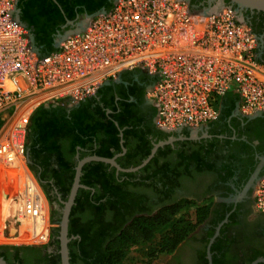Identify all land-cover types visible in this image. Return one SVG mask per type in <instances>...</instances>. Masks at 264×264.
Wrapping results in <instances>:
<instances>
[{"label": "built area", "instance_id": "obj_1", "mask_svg": "<svg viewBox=\"0 0 264 264\" xmlns=\"http://www.w3.org/2000/svg\"><path fill=\"white\" fill-rule=\"evenodd\" d=\"M18 3L0 0V159L10 186L0 207L4 244L38 247L51 238L46 199L21 162L41 106L79 105L121 74L142 71L153 79L146 98L163 133L216 123L227 95L238 98L242 117L264 116L260 39L231 5L197 12L187 0H112L108 11L67 25L56 50L41 56ZM253 199L264 215V176Z\"/></svg>", "mask_w": 264, "mask_h": 264}, {"label": "flooded vegetation", "instance_id": "obj_2", "mask_svg": "<svg viewBox=\"0 0 264 264\" xmlns=\"http://www.w3.org/2000/svg\"><path fill=\"white\" fill-rule=\"evenodd\" d=\"M187 1L197 12L222 4L237 8L227 0ZM239 10L258 35L264 57V13ZM149 81L152 84L153 79L145 72H125L106 83L100 95L88 103L66 107L83 127L88 124L80 121L81 114L99 120L102 128L96 134L67 136L57 143L59 151L53 155L27 149L28 165L44 178L45 190L52 189L53 224L57 227L53 241L51 235L49 243L36 250L1 249L0 258L7 264H62L60 224L74 184L70 186L65 169L75 163L76 175L78 164L94 156L114 160L121 170L103 162L84 165L81 181H88L89 187L81 184L69 216L70 264L72 258L74 264L83 263L79 235L69 237L71 227L81 229L87 212L81 190L90 192L93 202L103 198L107 219L112 217L111 201L122 195L125 202L119 219L123 227L134 218L154 216L181 201L192 204L191 212L210 205L208 217L174 253L147 264H264L260 261L264 260V215L256 211L253 199L254 187L264 176V127L257 130L260 126L255 122L264 116L247 119L236 107L228 118L222 113L204 129L166 134L157 128L154 108L146 98ZM99 152L109 156H98ZM61 162L64 167L60 170ZM72 212L77 217L71 226Z\"/></svg>", "mask_w": 264, "mask_h": 264}, {"label": "trees", "instance_id": "obj_3", "mask_svg": "<svg viewBox=\"0 0 264 264\" xmlns=\"http://www.w3.org/2000/svg\"><path fill=\"white\" fill-rule=\"evenodd\" d=\"M111 7L112 0H19L18 3V9L21 10L20 22L27 27L34 37L35 49L41 56L48 55L56 50L54 46L56 35L66 31L68 22H74L78 17L108 11ZM150 84L151 81L148 82V85ZM104 86L98 91L97 97L105 88ZM91 100L89 99L81 105ZM237 102L238 98L233 95L225 97L223 118H228L231 115L232 111L236 109ZM69 111L71 110H68L66 106H58L55 109H53V106L38 108L31 118L27 149L31 148L36 151L40 149L41 152L44 151L53 155L59 151L57 143L61 139L78 134L87 136L89 132L96 134L102 128L100 121L93 119L88 114L80 115V121L85 120L88 124L87 128L79 123L77 124L75 121H78L76 114L72 111L69 113ZM154 117L155 110L153 109ZM255 123L257 127L260 126L257 130L263 129L264 119H258V122ZM257 133L258 136L262 135L261 131ZM98 156L107 157L109 154L99 152ZM75 165L74 163L71 167L65 169L70 186L74 181ZM59 166L60 170L64 167L62 162ZM30 169L45 190L41 182L44 181V178L38 177V170L31 167ZM60 170L58 171L60 172ZM81 182L82 185L89 187L88 181L82 179ZM45 193L51 201L52 198L49 192L45 190ZM79 194L85 196L87 212L82 216L81 229L71 227L69 237L79 235L81 239L83 248L82 264H127L125 260L131 250L148 244L150 245L145 246L143 251H145L144 255L150 261L159 256L170 255L188 239L196 227L208 217L210 211V205H208L204 208L196 207L191 212L192 210L189 211V207H192V204L181 201L163 207L154 216L134 218L128 225L123 227V225H120L119 219L125 202L122 195L111 201L109 209L112 210V217L107 219L106 208L101 202L103 198L101 200L100 198L95 199V202H93L90 199V192L87 193L81 190ZM76 217L77 212L71 214V218L74 219L71 226L75 225ZM52 223H55V212L52 215ZM54 237L53 231L51 241ZM157 237H159L158 241L154 242ZM1 249L8 250L10 248H0V251ZM17 249L36 250L38 247ZM71 264H74L73 258Z\"/></svg>", "mask_w": 264, "mask_h": 264}, {"label": "water", "instance_id": "obj_4", "mask_svg": "<svg viewBox=\"0 0 264 264\" xmlns=\"http://www.w3.org/2000/svg\"><path fill=\"white\" fill-rule=\"evenodd\" d=\"M230 1L232 5L236 6L237 9H246V10H251V11H257V12H262L264 13V0H227ZM223 5V4H222ZM240 12V10H239ZM21 16V10L18 9V18L20 19ZM72 22H68L67 25H70ZM61 39V34H57L55 41H54V46L55 48L57 47L59 41ZM31 41L33 44V47L35 49L34 46V37L31 35ZM36 50V49H35ZM37 52V50H36ZM38 53V52H37ZM171 141L167 142V143H163L159 146H157L156 148L163 146L165 144H169L171 143ZM156 150H154L155 152ZM103 162V163H107V164H111L115 167H117L119 170H121L117 164L115 163L114 160H109V159H102L99 157H90L87 158L83 161H81L77 168H76V175H75V179H74V184L71 190V194L69 197V201L66 203V207H65V211H64V216H63V220L60 224L61 226V254H62V264H70V258H69V250H68V243H69V239H68V225H69V216H70V212L72 209V206L75 202L78 190L80 188H82L83 186L81 185L80 181H81V175H82V169L84 167V165L88 162ZM148 161H146L143 165H145ZM142 165V166H143ZM142 166L132 169L130 170L131 172L133 171H137L138 169H140ZM261 262H264V260H260ZM0 264H7L2 258H0ZM256 264V263H255Z\"/></svg>", "mask_w": 264, "mask_h": 264}, {"label": "rangeland", "instance_id": "obj_5", "mask_svg": "<svg viewBox=\"0 0 264 264\" xmlns=\"http://www.w3.org/2000/svg\"><path fill=\"white\" fill-rule=\"evenodd\" d=\"M33 114L31 115L30 120H29L28 129H27V136H26V141H25V145H24V149H25L24 150V156L23 155L21 156L23 158V160H21V162L26 165V168L29 171V173L39 183V186H40V188H41V190H42V192L44 194V197H45L46 202H47L49 217H50V220H51L50 229H51V235H52L53 230L57 227L56 224H53L52 223V215H53V212H54L53 211V204H52L53 202H52V200L51 201L49 200L47 194L45 193V190L42 188V186H41L39 180L37 179L36 175L30 169V167L28 165L27 155H26L27 145H28V133H29V129H30V126H31V118H32ZM4 168H5L4 167V164H2L1 169H0V207H1L2 199H3V197L1 196L2 195V191L4 190L7 193V192H9V189H10L9 183L4 178V172H3L4 171ZM47 190L49 192V195L51 196L52 195V189L47 188ZM158 239H159V237H157L154 242H157ZM148 245H150V244H148ZM148 245H144V247L145 246H148ZM42 246H45V245H42ZM5 247L6 248H31V247H15L13 245L10 246L9 244H4L3 242H0V248H5ZM144 247H137V248H134L133 250H131L130 253L128 254L125 262L127 264H147V263H150V259L147 258L144 255V252H145V251H143L144 250L143 249Z\"/></svg>", "mask_w": 264, "mask_h": 264}, {"label": "bare ground", "instance_id": "obj_6", "mask_svg": "<svg viewBox=\"0 0 264 264\" xmlns=\"http://www.w3.org/2000/svg\"><path fill=\"white\" fill-rule=\"evenodd\" d=\"M1 166H2V161H1V159H0V169H1ZM23 174H24V173H23ZM23 174H22V175H23ZM2 195H5V194H3V191H2ZM2 195H1V196H2ZM0 221H1V217H0ZM0 228H1V222H0Z\"/></svg>", "mask_w": 264, "mask_h": 264}, {"label": "crops", "instance_id": "obj_7", "mask_svg": "<svg viewBox=\"0 0 264 264\" xmlns=\"http://www.w3.org/2000/svg\"><path fill=\"white\" fill-rule=\"evenodd\" d=\"M78 19V18H77Z\"/></svg>", "mask_w": 264, "mask_h": 264}]
</instances>
